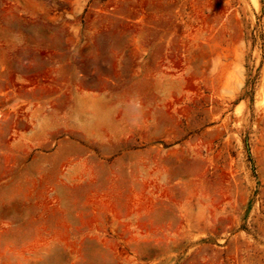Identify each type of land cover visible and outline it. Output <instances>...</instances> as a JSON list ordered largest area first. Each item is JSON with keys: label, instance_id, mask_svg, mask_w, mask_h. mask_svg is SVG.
Listing matches in <instances>:
<instances>
[{"label": "rangeland", "instance_id": "rangeland-1", "mask_svg": "<svg viewBox=\"0 0 264 264\" xmlns=\"http://www.w3.org/2000/svg\"><path fill=\"white\" fill-rule=\"evenodd\" d=\"M0 264H264V0H0Z\"/></svg>", "mask_w": 264, "mask_h": 264}]
</instances>
